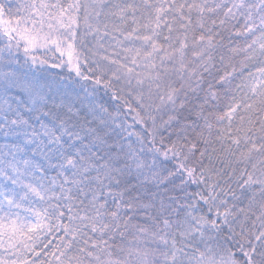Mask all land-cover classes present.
I'll return each mask as SVG.
<instances>
[{
  "label": "snow or ice",
  "instance_id": "snow-or-ice-1",
  "mask_svg": "<svg viewBox=\"0 0 264 264\" xmlns=\"http://www.w3.org/2000/svg\"><path fill=\"white\" fill-rule=\"evenodd\" d=\"M0 264H264V0H0Z\"/></svg>",
  "mask_w": 264,
  "mask_h": 264
}]
</instances>
